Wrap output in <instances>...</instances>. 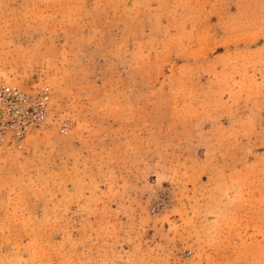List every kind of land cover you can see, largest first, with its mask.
<instances>
[{
  "label": "rangeland",
  "instance_id": "rangeland-1",
  "mask_svg": "<svg viewBox=\"0 0 264 264\" xmlns=\"http://www.w3.org/2000/svg\"><path fill=\"white\" fill-rule=\"evenodd\" d=\"M0 83V264H264V0H0Z\"/></svg>",
  "mask_w": 264,
  "mask_h": 264
},
{
  "label": "built area",
  "instance_id": "built-area-1",
  "mask_svg": "<svg viewBox=\"0 0 264 264\" xmlns=\"http://www.w3.org/2000/svg\"><path fill=\"white\" fill-rule=\"evenodd\" d=\"M45 109L31 102L28 95L6 83H0V136L20 142L44 122Z\"/></svg>",
  "mask_w": 264,
  "mask_h": 264
}]
</instances>
